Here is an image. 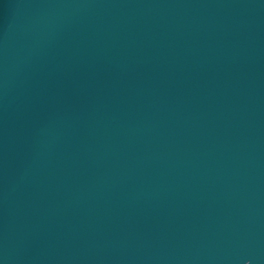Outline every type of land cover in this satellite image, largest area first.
Segmentation results:
<instances>
[{
	"label": "water",
	"instance_id": "1",
	"mask_svg": "<svg viewBox=\"0 0 264 264\" xmlns=\"http://www.w3.org/2000/svg\"><path fill=\"white\" fill-rule=\"evenodd\" d=\"M0 264H264V0H0Z\"/></svg>",
	"mask_w": 264,
	"mask_h": 264
}]
</instances>
